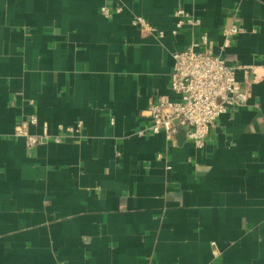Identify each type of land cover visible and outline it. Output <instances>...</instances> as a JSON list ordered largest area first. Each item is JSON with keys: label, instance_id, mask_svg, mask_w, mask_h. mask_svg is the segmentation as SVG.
<instances>
[{"label": "crops", "instance_id": "crops-1", "mask_svg": "<svg viewBox=\"0 0 264 264\" xmlns=\"http://www.w3.org/2000/svg\"><path fill=\"white\" fill-rule=\"evenodd\" d=\"M203 34L248 101L199 149L142 111ZM0 264H264V0H0Z\"/></svg>", "mask_w": 264, "mask_h": 264}, {"label": "built area", "instance_id": "built-area-1", "mask_svg": "<svg viewBox=\"0 0 264 264\" xmlns=\"http://www.w3.org/2000/svg\"><path fill=\"white\" fill-rule=\"evenodd\" d=\"M117 11L118 8L112 9L104 5L99 9V14L109 18ZM173 17L176 29L185 22L192 26L197 25V22L190 19L183 10L174 12ZM133 23L158 37L162 36V32L157 31L141 16L134 18ZM242 32L244 30L234 18L231 25L221 33L219 48H227L231 39ZM209 40V36L203 34L199 42H194L172 55L174 62L170 73V94L150 100L147 108L142 111V116L150 120L146 129L148 133L163 132L165 140L172 142L177 130L184 128L187 130L188 140L200 149L205 146L221 114L226 113L229 108L247 103L248 93L241 89L234 76L237 66L228 64L220 54L208 49ZM200 47L203 49L197 50ZM170 95H175L179 99L171 101ZM35 122L34 116L21 121L15 127L12 137L25 140L28 147L46 141L47 134L38 136L28 132V126ZM81 129L82 122L78 121L74 126L62 128L61 135L52 136L51 139L59 142L65 136L80 134ZM138 134L143 135V131H139ZM166 169H170V166H166Z\"/></svg>", "mask_w": 264, "mask_h": 264}]
</instances>
